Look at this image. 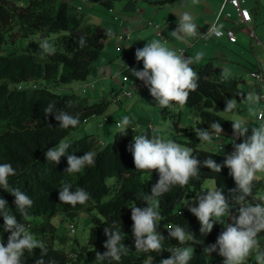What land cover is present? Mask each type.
<instances>
[{"label": "trees", "instance_id": "1", "mask_svg": "<svg viewBox=\"0 0 264 264\" xmlns=\"http://www.w3.org/2000/svg\"><path fill=\"white\" fill-rule=\"evenodd\" d=\"M90 1L112 8L120 0ZM20 4L15 0H0V49L4 50L0 54V164L10 163L16 170L17 174L9 177V188H19L33 200L32 206L27 209L28 219L22 220L14 204L15 197L7 190L0 188V198L7 201L9 210L18 222L26 224L28 230L32 219L36 217L49 221L60 214L75 216L81 211L93 215L87 249L74 251L77 257L71 258L68 253L55 249L52 242L45 241L47 253L43 258L46 264L50 260H54L56 264H145L148 256L154 258L153 264H159L161 259L170 257L171 253L164 251L159 255L154 252H137L132 235L130 207L134 203L141 208L147 206L141 198L150 194L152 185L159 178L156 171L150 175L135 170L128 146L133 135L139 133L132 132L131 129H128L127 135H120L118 132L109 143L102 142L95 134L80 135L79 130L85 124L84 121L104 114L109 102L102 100L90 104L76 94H60L49 87L50 83L71 84L87 80L92 65L101 57L105 48L108 39L106 32L99 25L90 23L86 14L79 12L77 7L70 8L67 0H20ZM15 27L20 28L23 38L40 34L44 39L56 35V53L41 59L28 53L18 54L6 50L4 47L9 44L8 34ZM80 37L85 39L83 47L79 45ZM192 67L200 77L199 87L190 94L185 107L198 115L203 130H209L211 123L219 122L223 128L221 138H234L232 122L216 114L214 109L224 112L227 99L235 98L240 101L246 97V92L237 86L228 87L221 79V68L212 63H194ZM52 101L56 102L57 110H66L73 115L79 113L80 123L76 127L60 128L59 122L55 120V112L47 117L44 115V108ZM70 102L73 107L67 108ZM176 107L179 106L163 108L164 118L171 119L175 133L191 135L194 133L193 124L184 121L182 112L175 111ZM148 135L151 137L153 133ZM61 139L70 142V148L58 164L48 162L45 152ZM189 144L201 164L209 156L217 163H223V158L218 153L197 149L194 142ZM87 151L96 153L95 165L86 166L79 173H65L68 167L67 156L80 157ZM207 180H214L217 188L226 195H230L229 189L235 188L227 167L222 168L220 173H215L201 166L198 178H193L183 188L174 186L158 198V210L163 217L158 230L166 237L165 249L187 246L178 245L175 239L167 238L166 228L169 224L182 226L196 235L197 243L189 242L195 249L189 264H223V257L218 252L211 255L203 253L205 246L216 242L223 226L216 224L210 234L203 236L199 231L200 224L193 214L189 211H176L178 204L185 198L195 196ZM62 183L71 184L72 191L77 187L85 189L90 194L89 201L75 207L61 203L58 197ZM263 190L264 180L255 181L253 195L256 196ZM232 212L236 214L235 209ZM113 221H117L116 228L120 229L121 226V231L125 233L122 243L130 251L120 261H96L97 251H107L103 247L107 240L103 230ZM9 235L4 231L3 216L0 215V240L5 245ZM259 238L264 239V232L260 233ZM40 257L41 251L36 249L34 253L25 252L22 261L23 264H34Z\"/></svg>", "mask_w": 264, "mask_h": 264}, {"label": "clouds", "instance_id": "2", "mask_svg": "<svg viewBox=\"0 0 264 264\" xmlns=\"http://www.w3.org/2000/svg\"><path fill=\"white\" fill-rule=\"evenodd\" d=\"M197 2V0H193ZM222 25L212 23L208 28L209 35H222ZM171 36L177 40L186 37H196L199 34L197 25L193 22L192 15L185 11L178 16V26L171 31ZM106 35L111 38L114 33L107 30ZM79 45H85L84 37L79 38ZM167 40L163 42L153 39L147 42L143 48L135 51V59L143 62L142 70L135 68L128 69L131 75L144 83L150 95L160 108H172L174 105L183 107L186 105L190 94L195 92L200 79L192 65L203 59L204 53L197 52L194 56L185 58L184 53H177L168 48ZM39 50L36 52L41 59L56 53L57 48L54 42L47 38L38 41ZM232 73L224 68L221 76L224 80L231 77ZM126 79L128 77L125 76ZM262 97L258 94H248L241 98L238 103L235 98L226 100L224 112H232L238 108V104L249 105L248 111H254L255 105ZM73 104H67L72 108ZM55 112V120L59 127L67 129L70 126L76 127L80 123L79 113L73 115L66 110H57L56 102L52 101L44 108V115ZM233 130V151L225 155L223 163H217L211 156L204 159L202 164L194 154L193 148L179 144L171 139H164L156 135V129H152L150 137L143 130L133 135L128 151L132 154L135 170L142 173H158V180L151 187L150 194H145L141 200L146 202L145 207H137L134 203L131 209L132 235L134 237L135 251L142 253L161 254L164 251L171 253L168 258L161 259L159 264H189L195 249L189 244L196 242L195 233L186 230L179 225L169 224L166 228L168 239H175L178 245L165 249L166 237L158 230L163 217L159 209V197L168 193L174 186L181 188L187 186L193 178L200 175L201 166L210 169L212 172L220 173L222 168L229 169V175L235 182V188L225 192L216 187H209L196 195L194 200H186L184 207L193 214L200 224V234L207 236L214 228V225L223 226V231L218 235L216 242L203 248V253L211 255L218 252L223 257V264H246L253 259L255 264H264V250L260 244V233L264 232V198L257 199L253 195L254 182L264 175V122L249 129L246 122L241 119L231 120ZM50 127L51 124H49ZM120 135H127L128 129L135 132L138 125L133 124L132 118L124 115L117 123ZM251 131V135H248ZM194 132L200 142H213L214 134L218 138L222 135L223 128L219 122H213L209 130L195 128ZM242 138V142L236 143V139ZM71 143L61 139L54 147L45 152V159L48 162L58 164L61 157L65 156ZM224 146L221 147L223 153ZM96 153L87 151L83 156H67L68 167L65 173L73 174L81 172L86 166L95 165ZM16 170L10 163L0 164V188L7 190L15 197L14 204L22 220H27V211L33 204L28 194L19 188H9V177L15 176ZM59 201L75 207L77 204H85L90 199V194L83 188L77 187L72 191V185L62 183L59 187ZM251 198V199H249ZM196 206H193V205ZM235 205V207H234ZM236 210L233 214L232 210ZM0 215L3 216L4 231L10 233L5 245L0 240V264H23L22 258L25 252L34 253L36 249L41 251V257L35 260L34 264H46L44 255L47 253L45 243L36 238L23 222H18L15 215L9 210L7 201L0 198ZM227 217V220L224 218ZM231 222H228V221ZM117 221L111 222L104 228L107 240L103 247L107 251L96 252L95 260L120 261L121 257L127 255L130 248L122 241L125 233L116 228ZM154 258L148 256L145 264H153ZM47 264H56L50 260Z\"/></svg>", "mask_w": 264, "mask_h": 264}, {"label": "crops", "instance_id": "3", "mask_svg": "<svg viewBox=\"0 0 264 264\" xmlns=\"http://www.w3.org/2000/svg\"><path fill=\"white\" fill-rule=\"evenodd\" d=\"M89 1L90 0H86L83 2V0H77V7L81 6L83 8L82 11H85L84 3H89ZM218 1L219 0H203L202 2L198 1L197 4H195L196 6H191L193 22L197 25L199 34L196 37H186L181 40L173 38L170 33L178 26L179 15L173 16V9L168 8V6L164 4V1H117L111 8L114 12L111 13L109 10L110 8H107L106 12L108 13V18L101 20L102 22L99 24L96 23L106 33L108 29H111L114 35L111 38L108 37L106 40L102 55L92 65L89 77L87 80L83 81L85 85L80 87L81 91H83L85 86H88L87 94H89L90 89L92 88L95 90L100 81L108 82V79L116 75H122V83L120 84L122 88L123 76L129 75L127 72L130 70L128 69L135 68L137 70H142L143 68V62H138L135 59L136 49L143 48L147 42L153 39H158L162 42L166 39V46L168 48L176 52L179 49H185L189 57L202 51L204 53L203 59L196 63L197 65H203L206 62L220 67L221 70L228 68L232 73L231 77L224 80L221 76L222 81L228 87L232 88L237 86L246 92V96L248 94H258L261 96L262 86L251 77V73L255 71H262L264 73V27L262 26L259 28V32L261 33L260 37L256 35V38L253 40L250 37V32L247 27L236 25L233 20H223L219 23L223 26L222 29L231 27L236 29L238 35V42L236 44H232L225 39L215 38L213 35L204 37L203 34L208 31L209 26L215 23L217 14L224 2V0ZM158 3H161L159 7L157 6ZM243 6L251 11L253 16L251 25L255 30V13L252 10V5L251 3L249 5L248 0H243ZM88 8H90L91 11L96 9L93 6ZM228 9L236 14L232 7L229 6ZM117 17L119 20L116 19ZM149 22L160 27L162 36L158 35V31L150 26ZM128 33L132 35L129 42L120 39L121 35H126ZM130 76L131 78L133 77L132 75ZM92 85L94 86L92 87ZM127 85L128 86L125 87L133 88V85ZM116 90V88L112 89V101L114 94L118 92ZM138 92L143 97V105L146 106V103H148L152 96L142 81ZM113 103L116 104L114 101ZM248 108V104H242V120L245 121L249 129H251L260 124L257 116L259 112H264V100L261 99L260 102L255 105L254 111L250 112ZM119 114L121 118L124 115L129 116L132 118L133 124H136L133 117L126 111L120 109ZM248 135H251V131H249ZM232 139L233 138H229L226 141L231 144V142H233ZM29 231L33 232L34 230L30 229Z\"/></svg>", "mask_w": 264, "mask_h": 264}, {"label": "rangeland", "instance_id": "4", "mask_svg": "<svg viewBox=\"0 0 264 264\" xmlns=\"http://www.w3.org/2000/svg\"><path fill=\"white\" fill-rule=\"evenodd\" d=\"M15 1L19 5H21L20 0ZM67 1L69 2L70 8L76 9L78 3L77 0ZM155 1H164V4H166L168 8L173 9V16H177V14L180 16L185 11L191 14V6H196L195 4H197L198 1L202 2L203 0H197V2L195 3L193 2V0ZM248 1L249 5L251 3L252 10L255 13L254 24L256 35L257 37H260L261 33L259 32V28L262 26L264 27V0ZM160 4L161 3H158L157 6L159 7ZM89 5L95 7L96 9L91 11L90 8H88L90 7ZM84 8L85 11L82 12L86 14V17L90 23L97 25L102 22L101 20H105L108 18L106 7H102L98 4L89 1V3H84ZM56 37V35H51L47 39L54 42L55 44ZM41 39L43 38L40 34L31 35L28 38H23V34L20 28L15 27L8 34L7 40H9V44L4 48L9 51H15L18 54L28 53L31 56L39 57L36 52H38L39 50L38 41ZM3 52L4 50L2 51L0 49V54H2ZM204 64H206V62ZM127 73L131 75L130 71ZM121 83L122 75H116L114 77L112 76V78L108 79V82L100 81L99 84H97L95 90L91 88L89 94H87L88 92L83 93V91H81L80 87H82V85H85V83L83 84V81L74 82L71 84L50 83L49 87L52 91H55L60 94H76L82 97L83 99L87 100L90 104L98 103L102 100H106L109 102V107L104 114L91 117L89 119V122L85 123L80 128V135L95 134L98 135L101 141L104 143L112 142L115 139V135L119 132V129L116 127V123L121 119L119 112L120 109H122L133 117L136 123L135 125L139 126L136 130L138 133H140L141 130L147 133H153L152 129H156L157 131L155 134L159 135L164 139H171L179 144L186 145L191 148L193 147L190 146L189 142H194L195 147L197 149H203L218 153L222 156L223 160L225 158V155L230 154L233 151V146H230L228 141L226 140L218 141L213 139V142L209 144L207 142H200L195 132L191 135H182L175 133L172 127L171 119L164 118V115L162 113L163 108L157 106L156 101L153 99V97L150 98L148 103H146L147 105L144 106L143 97L140 95L138 90L135 91V95L131 99H123L121 103H113L111 98L112 89L116 88V91H120ZM37 86L41 87V84H38ZM237 102L239 103L240 101ZM175 111L182 112L184 121H190L193 124V130L196 127L203 129L201 121H198V115L196 113H192L190 109L186 108L185 106H179L176 107ZM214 112L226 120H242V104H238V108L233 112H222L219 109H214ZM235 142H242V138L236 139ZM232 143L233 142H231V144ZM222 146H224L223 153L221 151ZM260 179H264V175H261ZM209 187L217 188L214 180H207L202 186V188L195 194V196L185 198L180 204H178V206L176 207V211H188V208L184 207V202L187 199L194 200L197 194H199L201 191L208 189ZM255 197L257 199L264 198V191L258 193ZM193 206L196 205L194 204ZM92 217L93 215L87 211H81L75 216L60 214L49 221L42 217H36L32 219V226L29 228V230H34L31 233H33L36 238L42 240L43 242H52L55 249L62 250L69 254L74 251H81L88 247V237L92 227ZM224 219L227 220V217H225ZM228 222L231 221L229 220ZM71 228L75 229V233L71 232ZM260 244L262 250H264V239H260ZM246 264H255L254 258L249 259Z\"/></svg>", "mask_w": 264, "mask_h": 264}, {"label": "built area", "instance_id": "5", "mask_svg": "<svg viewBox=\"0 0 264 264\" xmlns=\"http://www.w3.org/2000/svg\"><path fill=\"white\" fill-rule=\"evenodd\" d=\"M85 1L86 0H83V2ZM229 6L235 10L236 14H234L228 9ZM82 9L83 8L81 6L77 7V10L79 12H81ZM109 10L111 13L114 12V10L111 8ZM116 19L119 20L118 17ZM223 20H233L236 25L247 27L250 32V37L253 40L256 38L255 30L251 25V23L253 22L252 13L248 8L243 6V0H224L217 14L215 23H220ZM149 25L154 27L158 31L159 36H162L160 32V27L158 25H154L152 22H149ZM221 32H222V35L220 36L213 35V36L218 39H225L232 44H236L238 42V35L236 32V29L231 27L227 29H221ZM208 35H209L208 31L203 34L204 37ZM131 37L132 35L128 33L126 35H121L120 39L129 42L131 40ZM181 52L184 53L185 58H189V55L187 54V50L185 49L177 50L178 54ZM125 76H123V87L121 88L120 91L114 94L113 101L116 103H121L123 99H131L132 97H134L135 91H137L140 87L141 81L139 79H137L136 77L135 78L132 77L133 78L132 79L130 75L126 76L128 77V79H126ZM251 77L261 84L262 86L261 97H262V100H264V73L262 71H255L251 73ZM127 84L133 85V88L125 87L127 86ZM93 86L94 85H92V87ZM87 92H88V86H85L83 89V93H87ZM257 118L260 123L264 122V112L263 111L259 112ZM84 122L87 123L88 121L85 120ZM214 138H215L214 140L223 141L220 135L218 138L216 137V135H214ZM71 232L75 233V229L71 228ZM69 257L75 258L77 257V255L74 252H71L69 253Z\"/></svg>", "mask_w": 264, "mask_h": 264}]
</instances>
